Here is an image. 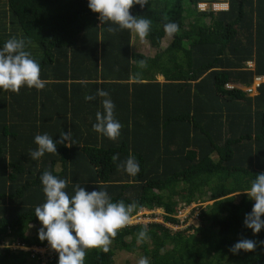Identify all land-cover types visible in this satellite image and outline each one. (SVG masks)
Wrapping results in <instances>:
<instances>
[{
	"label": "trees",
	"instance_id": "trees-1",
	"mask_svg": "<svg viewBox=\"0 0 264 264\" xmlns=\"http://www.w3.org/2000/svg\"><path fill=\"white\" fill-rule=\"evenodd\" d=\"M214 2L134 5L132 15L151 20L148 54L135 49L130 31L109 32L117 26L102 24L89 0H0V48L13 36L25 39L45 81L42 90L0 89V244L10 242L0 248V264H42L28 248L48 245L35 216L46 201L45 170L68 180L70 195L79 184L134 204L132 213L161 207L165 223L179 224L192 202H210L193 234L157 222L127 226L107 253L87 250L85 264H264V228L254 234L245 226L255 200L243 192L264 173V83L247 90L264 77V0L199 8ZM168 22L178 25L175 33L165 32ZM99 88L122 124L115 141L93 130L103 98L85 96ZM69 130L77 144L30 158L37 134L58 141ZM129 155L140 166L135 176L117 167ZM145 225L147 238L138 242ZM245 238L257 241L254 251H230ZM58 260L55 251L48 256V264Z\"/></svg>",
	"mask_w": 264,
	"mask_h": 264
},
{
	"label": "clouds",
	"instance_id": "clouds-1",
	"mask_svg": "<svg viewBox=\"0 0 264 264\" xmlns=\"http://www.w3.org/2000/svg\"><path fill=\"white\" fill-rule=\"evenodd\" d=\"M137 4L143 8L149 4V0H89L88 6L93 12L99 13V20L102 24L110 23L117 26H110L109 32L128 30L142 41L150 32L151 20L144 16L131 14L130 9ZM229 7L228 0H216L211 7L204 3L199 5L201 10L210 8L214 12L226 11ZM164 28L166 33L173 34L178 30V25L168 22L165 23ZM27 43L25 39L13 36L0 48V89L18 94L24 86L34 87L37 90L45 87V81L41 79L40 65L26 50ZM140 66H145L143 60L140 61ZM262 78L261 84L264 83V77ZM254 85L255 81L252 86ZM257 88L251 94H254ZM97 96L103 98L101 100L103 111L96 112L93 130L115 141L120 137L122 129V124L115 118L116 106L109 92L103 88L97 89L96 96H85V100L93 101ZM35 143L38 148L29 152L32 160H39L45 153H57V144H63L69 148L77 144L72 138L71 130L60 133L58 141L47 133L37 134ZM118 160L119 155H113L112 161L116 163ZM117 167L132 176L140 171L139 163L132 155L119 163ZM40 179L46 201L35 208V216L42 223L38 233L39 239L47 240L50 246H34L28 250H32L33 254L43 256L40 249H45L44 253L52 249L59 254L58 264H85L86 253L89 249H100L107 253L118 230L127 226L157 222L165 224L175 232L188 229V233L193 234L194 227L197 228L201 224V211L198 210V206L203 202H192L185 206L179 213L180 223L172 224L164 222V210L161 207L142 206L132 213L135 208L134 204L126 205L124 201L113 202L109 193L101 187L100 190L87 191L76 184L74 194L70 195L66 191L68 180L61 179L48 170L42 173ZM243 192L248 195L249 199L255 200L252 211L245 216L244 224L252 229L254 234H258L264 228V219H262L264 217V173L257 174L250 188ZM204 203L208 205L210 202ZM143 218L146 219L142 220ZM193 218L197 222H194ZM131 221L134 222L130 223ZM147 232L145 225L144 230L138 234V242L147 238ZM7 242L9 245L10 242ZM6 243L0 244V248L6 246ZM259 243L264 244V241ZM256 247L257 241L245 238L231 246L230 251L238 254L241 250L254 251ZM139 264H150V262L147 258H141Z\"/></svg>",
	"mask_w": 264,
	"mask_h": 264
},
{
	"label": "rangeland",
	"instance_id": "rangeland-1",
	"mask_svg": "<svg viewBox=\"0 0 264 264\" xmlns=\"http://www.w3.org/2000/svg\"><path fill=\"white\" fill-rule=\"evenodd\" d=\"M132 44H133V46H135V49H137V50H141V51H144L145 53H148V54H152V48L149 46V44H148V42L146 41V39H144V40H140L135 34H133L132 35ZM154 51V50H153ZM200 206H198V210L199 211H201L204 207H206L207 206V203H203V204H199ZM198 210H197V212H198ZM162 213V212H161ZM159 214V216H161V214L160 213H158ZM144 219H146V218H143L142 220H144ZM140 220H141V218H140ZM140 220L138 221V222H140ZM160 220H161V218H160ZM146 221V220H145ZM151 220H149V222H150ZM193 221L194 222H197L194 218H193ZM143 223V222H142ZM191 223H192V221H191ZM187 225H190V224H187ZM6 245H8V242L6 243ZM14 245H12L11 247H13ZM50 245L48 244V246L47 247H49ZM42 252H43V259H42V264H48V256L50 255V254H52L53 253V251L54 250H49L48 251V253H44V251H46L45 249H40ZM119 260L120 261H123V259H122V257H119ZM118 260V262L119 263H121L120 261ZM124 263V262H123ZM136 263H138V261L136 262Z\"/></svg>",
	"mask_w": 264,
	"mask_h": 264
},
{
	"label": "built area",
	"instance_id": "built-area-1",
	"mask_svg": "<svg viewBox=\"0 0 264 264\" xmlns=\"http://www.w3.org/2000/svg\"><path fill=\"white\" fill-rule=\"evenodd\" d=\"M263 81L262 77H257L255 80V85L252 87H248L247 90L253 92L257 87L260 86L261 82ZM134 222V221H133ZM132 221L130 223H133Z\"/></svg>",
	"mask_w": 264,
	"mask_h": 264
},
{
	"label": "crops",
	"instance_id": "crops-1",
	"mask_svg": "<svg viewBox=\"0 0 264 264\" xmlns=\"http://www.w3.org/2000/svg\"><path fill=\"white\" fill-rule=\"evenodd\" d=\"M251 64V63H250ZM159 81L163 82L164 81V77L163 76H159Z\"/></svg>",
	"mask_w": 264,
	"mask_h": 264
}]
</instances>
